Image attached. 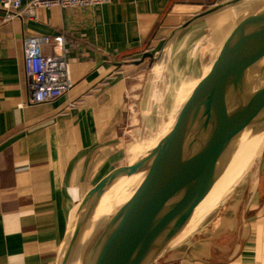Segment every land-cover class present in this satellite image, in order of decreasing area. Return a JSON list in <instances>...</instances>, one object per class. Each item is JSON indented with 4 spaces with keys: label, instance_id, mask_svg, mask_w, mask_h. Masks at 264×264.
I'll return each instance as SVG.
<instances>
[{
    "label": "crops",
    "instance_id": "crops-1",
    "mask_svg": "<svg viewBox=\"0 0 264 264\" xmlns=\"http://www.w3.org/2000/svg\"><path fill=\"white\" fill-rule=\"evenodd\" d=\"M235 1L111 0L95 9L36 8L32 18L5 23L0 11V264H58L83 196L161 128L131 101L140 95L148 105L162 61L168 85L199 77L236 17ZM58 36L72 87L31 103L24 41L48 37L41 53L50 55ZM144 71L152 78L143 84ZM258 137L244 140L222 192L253 160ZM154 264H264V148L201 236Z\"/></svg>",
    "mask_w": 264,
    "mask_h": 264
},
{
    "label": "water",
    "instance_id": "water-1",
    "mask_svg": "<svg viewBox=\"0 0 264 264\" xmlns=\"http://www.w3.org/2000/svg\"><path fill=\"white\" fill-rule=\"evenodd\" d=\"M189 84L163 130L83 196L58 264L159 261L190 230L202 210L195 214L196 208L242 139L263 136L259 152L224 199L234 191L264 148V2L236 16L206 69Z\"/></svg>",
    "mask_w": 264,
    "mask_h": 264
},
{
    "label": "built area",
    "instance_id": "built-area-1",
    "mask_svg": "<svg viewBox=\"0 0 264 264\" xmlns=\"http://www.w3.org/2000/svg\"><path fill=\"white\" fill-rule=\"evenodd\" d=\"M111 0H30L25 9L21 0H0L1 22L34 17V9H95ZM49 43L48 37H34L24 41V69L28 78L31 103L51 102L66 95L71 87L69 64L65 58L64 38L58 36L50 55L41 53V46Z\"/></svg>",
    "mask_w": 264,
    "mask_h": 264
},
{
    "label": "rangeland",
    "instance_id": "rangeland-1",
    "mask_svg": "<svg viewBox=\"0 0 264 264\" xmlns=\"http://www.w3.org/2000/svg\"><path fill=\"white\" fill-rule=\"evenodd\" d=\"M262 2H264V0H236L235 4L233 5L237 11V14L235 16H237L242 10H244L250 6L260 4ZM156 69H154V70L156 71ZM165 72H166L165 70L161 74H159V73L157 74L155 72V80H156L155 82H157V84H156V87L154 88V96L152 97L151 101L148 102V105H147L146 101H143V102L141 101L142 97H140V95L136 101H131L132 104H135L141 110L144 111V112H141V114L144 113L146 115L147 113H149L150 123L151 124L154 123L155 126L157 127L156 129H159V127H161L159 129V131H157L155 134L149 135L148 139H145L142 144L138 143L135 145L133 155L130 158L132 160L135 159L141 153L142 148H144L146 145H148L149 142L152 141L160 133V131L163 130V128L165 127L168 120H166V118L162 119V114L167 111V108H169V107L172 108L174 106V104L176 106L177 102L180 103L183 100V96H186L184 94L186 92H189L191 87H192V85H190L189 82L183 83L181 85H179V84L168 85L165 82L166 78H167ZM140 75H143L142 77H140V78H142L140 83L144 84L145 83L144 81L148 80V75H149V81H151L152 74L150 75L149 71H146V72L144 71V74H142V72H140L138 76H140ZM151 86H153V85L148 84V85H145V88H142V87L139 88V94H140V91L145 94L148 91V89H150L149 87H151ZM163 104H165V111H163ZM147 107L150 109V111H146ZM133 113H135V111ZM169 117H168V119H169ZM164 120H166V121H164ZM258 151H259V147L256 148V150H254L252 153H249V155H247L248 160L254 158ZM129 160H127L124 164L128 163ZM248 163H249V161H248ZM240 168H241V166H240ZM240 168L237 169L238 172L240 171ZM238 172L229 181L228 186L221 193V196H219L218 198H216L214 200L212 199L211 202L209 203V205H207L205 208H203L201 210V212L199 213V215H196L194 217V219H192V222L189 226L190 230L189 231L187 230L188 231V232H186L187 234H184V236L180 240V242L178 244H176V246H174V248L171 251L176 250L177 248H179L181 245L188 242L189 240L193 241V239L195 240L201 236V231L203 232L204 229H206L208 227V225L211 224V222L213 221V218H215V212L218 210L220 205L224 204V202L226 200V199H224V196L228 193L232 184L237 179L236 177H238L237 176ZM234 173H235V171H234Z\"/></svg>",
    "mask_w": 264,
    "mask_h": 264
},
{
    "label": "bare ground",
    "instance_id": "bare-ground-1",
    "mask_svg": "<svg viewBox=\"0 0 264 264\" xmlns=\"http://www.w3.org/2000/svg\"><path fill=\"white\" fill-rule=\"evenodd\" d=\"M259 2V1H258ZM261 2V1H260ZM163 61L159 64V66H157L156 69V73L161 74L163 72ZM160 67V68H159ZM188 92H186L184 95H187ZM186 96H183V99ZM256 137V136H254ZM253 137H249V138H243L241 141V144L237 150V152L235 153L234 157L232 158L230 164L228 165L227 169L225 170V172L222 174V176L219 178V180L215 183V185L213 186V188L211 189L210 193L208 194V196L205 198V200L198 206V208H196L195 210V214L200 211L201 209L205 208L207 205H209V203L211 202V200L218 198L219 196H221V192L223 190L224 185L226 184V181L228 179V176L230 174L231 169L233 168V166L235 165V163L237 162L239 155H240V150L241 147L243 145L244 140L249 141L251 140ZM261 142H260V146L262 145L263 142V136L259 135V137ZM260 148V147H259ZM110 198V193H108L106 196H104V198L102 199L101 203H100V207L102 205H104L105 203L108 202ZM71 235V229L69 230V235H68V239ZM181 235L179 237L176 238V240L174 241L176 243V241L178 240V238L180 239Z\"/></svg>",
    "mask_w": 264,
    "mask_h": 264
}]
</instances>
